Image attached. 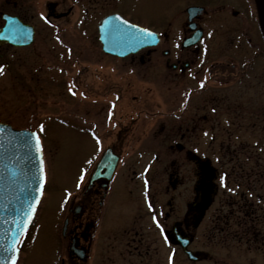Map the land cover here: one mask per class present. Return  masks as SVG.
I'll list each match as a JSON object with an SVG mask.
<instances>
[{
	"label": "rangeland",
	"instance_id": "374dc122",
	"mask_svg": "<svg viewBox=\"0 0 264 264\" xmlns=\"http://www.w3.org/2000/svg\"><path fill=\"white\" fill-rule=\"evenodd\" d=\"M17 2L27 9V20L36 29V39L27 49L3 48L0 51V68L3 69L0 74V123L40 135L47 175L36 217L21 245L23 257L19 264H70L68 239L62 238L61 229L71 194L76 192L78 182L80 186L84 184L85 176L104 151L116 142L122 125L119 118L126 122V117L131 116L126 107L145 104L152 106L153 110L134 115L139 122L127 137L130 145L123 148L118 181L126 189V197H122L118 188L116 197L119 195L120 199L115 197V210L110 217L114 220L120 217L121 221L114 225L112 233L101 230L95 253L99 256L107 252L110 242L114 243L113 237L124 229L122 225L134 218H138L135 224L136 228L142 229L141 233L156 237L158 249L169 250L160 242V230L152 225V211L159 212L163 204L162 211L169 210L166 205L169 197L165 196V187L169 183L167 175L177 172L176 167L181 162L182 185L172 192V200L182 217L186 203L193 200L196 178L193 161L175 153L168 155L163 138L165 134L171 138L178 134L186 117L193 116L196 109H190L186 117L182 115L187 107L182 91L184 82H171L173 77L164 66L163 56H155L151 64L132 63L129 58L118 64L116 59L107 57L102 51L98 25L106 16L118 14L135 25L164 36L170 24L174 28L185 21L177 13L181 5L174 0ZM2 4L4 1H0ZM50 5H56L55 14L58 16L69 14L53 19ZM245 23L244 18L219 15L205 19L206 37L200 53L205 69L213 62L229 59L235 62L251 57V46L241 33ZM2 25L0 20V27ZM248 26L252 44L259 47L263 38L255 8ZM162 41L165 43L160 49L167 45L165 39ZM7 63L10 67L6 66ZM257 64L249 76L222 87L205 75L203 98L192 97L193 101L189 103L194 108L201 103L204 106L205 121L200 131L193 130L191 135L195 140L201 131L203 133L204 144L200 142L199 154L209 159L220 173L225 170L223 184L221 181L215 184L217 190L211 196L209 209L206 208L204 223L194 233V250L208 255L209 259L192 262L186 253H176L177 249L173 247L171 253H158L155 264H264V244L241 241L242 231L236 228V219L231 221L233 227L227 234L217 230L212 234L214 219L218 214L227 215L232 203L237 205L246 198L248 203L258 205L257 196L263 195L264 198V117H261L264 65ZM105 73L114 83L120 81L118 86L123 98L118 104L116 95H106L109 89L100 86ZM73 85L74 95L69 92ZM188 142H184L188 148H196L193 141ZM232 153L236 161L229 162ZM174 160L176 164L169 166ZM207 174L210 172L206 170ZM149 181L153 200H148L150 202L145 206L141 193L149 186ZM226 186L230 187L229 193L224 192ZM247 189H250L248 194ZM208 198L209 195L206 202ZM158 221L161 222V218ZM233 233H236V239ZM166 256L171 259L167 260ZM89 264H98V261Z\"/></svg>",
	"mask_w": 264,
	"mask_h": 264
},
{
	"label": "flooded vegetation",
	"instance_id": "af4514ba",
	"mask_svg": "<svg viewBox=\"0 0 264 264\" xmlns=\"http://www.w3.org/2000/svg\"><path fill=\"white\" fill-rule=\"evenodd\" d=\"M0 1H4V4L0 5V12H7L12 16L20 18L22 22L28 23L27 9H24L23 6H19L17 0ZM174 1L176 4L181 5V8L177 13L179 16H183L185 21H181L174 28H172V25L170 24V27L166 29L164 36L157 32L161 38V42L157 46L140 50L138 53L127 58H129L128 60L132 63H137L138 61V63L143 65L145 63H153L155 61V56H163L165 58L164 66L170 72L171 77H173L171 82L175 80H182L184 82L182 91L187 107L182 115L190 114V109H196V112L191 117H186L185 115L187 119H184L185 123L179 128L178 134L174 135L172 138L165 134L167 137L164 136L163 142L165 139L166 147L168 148V155L175 153L178 156H181V158L184 156L188 161H193L196 178L193 186V200L190 203H186L185 213L181 217V213L177 210L176 205H174V201L172 200V192L178 190L182 185L183 178L181 179L180 177L182 165L180 162L176 167L177 172L172 171L167 175L169 183L166 184L165 187V196L167 198L169 197V201L166 203L169 210L167 212L162 211L165 207V204H163L159 207L161 208L159 212L157 211L156 213V209L152 211V214L155 217V221L152 222V225L155 229L157 228V230H160V242H162L164 247H167L169 250L162 251L161 249H158L156 237L153 238L152 235L146 236L144 233H141L142 229L136 228L135 224L138 218H134L132 219V222L128 221L122 225L124 229L121 228L118 235L114 237L112 236L114 243L112 245L109 241L110 244L108 245L109 249L107 252L100 253V257L98 256V253H95L97 252L101 230L104 229L105 231L112 233L114 232V225H117L121 221L120 217L115 218L117 220L110 219V217L111 212L115 210L113 202L116 197L117 189L120 188L122 197H126L124 195L126 194V189L120 186V180L118 181V177L119 169L124 158L123 148L125 145H130V140L127 139V137L133 133V128L139 122V118L134 117V115L148 113L153 110L152 106L149 104L143 106H127L126 109L131 111V116L126 117V122L122 117L119 118V123L122 125L120 126L118 138L116 142L112 143L109 147L119 158L117 168L111 180L107 182V184L103 179L91 184L90 180L96 167V163L87 176H85L84 184L79 186V188H76V192L72 193L69 199V207L62 225L61 235L62 238L68 239V258L70 264H89L95 260L98 261V264H155L158 253H171L173 247L177 249L176 253H186L180 243V240L182 239L191 240V243L188 246L189 251L200 253L193 248L195 241L194 233L199 231V228H201L204 223L206 211L210 206L212 193L215 189L217 190L215 184L221 181V177L225 176V170L220 173L212 166L209 159L205 158L204 155L199 154L198 146H200L199 144L201 143L204 144L203 133L201 131L200 136L196 137L195 140L191 135L193 130L200 131L199 128L205 121L203 111L204 106L203 103H201L197 104V107L194 108L189 105V103L191 104L193 101L192 97L203 98L205 92V75L209 76L213 81L216 80L218 85L220 84L222 87L227 83L242 80L249 76L251 71L256 69V66L258 65L257 62H260V65H264V41L260 45L261 47H258L252 44V39L249 37L250 29L248 22L249 20L251 22L252 15L254 14L253 0ZM191 8L200 9L192 20L189 19V9ZM51 15H55V10L51 9ZM217 15L223 16L224 18H244L246 26L242 28L243 30L241 29V33L250 44V50L253 51V54L251 57L249 56L250 58H247L246 56L240 61L234 62L232 59H229V61L213 62L205 69L204 63H201L200 60V53L203 51V43L206 37V28L204 25L205 19L207 17L213 18ZM198 36H200V39L197 42L194 44H187L188 41L196 39ZM162 39H165L167 44L164 49L159 48L165 43ZM3 48L17 50L27 49L29 47L15 48L6 45ZM2 49H0V51ZM106 56L109 57L108 55ZM110 57L116 59L118 64L119 61L124 60L118 57ZM6 66L10 67L8 63ZM259 76H262V74ZM109 77L110 76L105 73L101 78L102 81L100 86L109 89L106 92V95H116L118 104L119 99L121 100L123 98V94L120 93L118 86L120 81L114 83L113 79H109ZM74 79L77 82V79ZM201 84L204 86L201 87ZM192 85L196 86L193 87ZM139 101L140 100L137 102L140 103ZM261 114V117H264V108ZM150 119H152V117ZM125 123L131 125H126ZM172 140H174V142ZM186 140L189 142L193 141L196 144V148H192V146L188 148L184 143ZM232 154L233 155L228 160L229 162H231V160L236 161L234 153ZM174 163L176 164V160L171 161L169 166H173ZM206 170L210 172V175H206ZM147 183L149 185L150 181ZM226 187L227 189H225L224 192L229 193L230 187ZM151 191L152 185H149L141 193L145 201V206L148 200L151 202L153 200ZM207 195H209V198L206 202ZM119 197L120 196L117 195L116 199ZM160 218L161 222L158 221ZM139 219H142V217H139ZM157 224H159V227H157ZM24 237L25 236L22 237L18 246L19 256L17 264L21 262L23 257L21 245ZM115 244L117 245L115 246ZM116 248H119V251H117ZM125 249H127V252ZM166 257L167 260L170 259V257ZM208 259L209 258L206 260Z\"/></svg>",
	"mask_w": 264,
	"mask_h": 264
},
{
	"label": "water",
	"instance_id": "95a60500",
	"mask_svg": "<svg viewBox=\"0 0 264 264\" xmlns=\"http://www.w3.org/2000/svg\"><path fill=\"white\" fill-rule=\"evenodd\" d=\"M254 3L264 39V0H254ZM54 8L55 5H51V9L54 10ZM199 10L189 9V19L192 20ZM68 14L56 18L60 19ZM115 17H119L120 20L114 19ZM0 19L5 22L0 28V48L5 45L28 47L34 43L35 29L32 25L6 13H0ZM121 21H126L127 25H135L121 15L112 14L105 17L98 26L99 40L106 54L125 58L160 43V38L156 33L147 29L153 34L151 38H147L138 31L146 28L138 25H135V28H128L127 25L121 24ZM117 25H119V30H117ZM133 37H138V39ZM199 39L200 36L188 41L187 44H194ZM32 133L36 132L16 130L9 125L0 124V262L3 264H8L3 258L11 255L4 249L10 247L12 243H16L17 260L18 244L34 220L46 185V164L42 142L39 138L41 151L37 154L35 140L31 138ZM36 135L39 137L37 133ZM41 160L44 167L42 183L40 181ZM118 162L119 158L113 150H106L91 177V184L101 179L107 184ZM29 204L33 206L34 211L26 215ZM180 243L191 261L207 258L206 255H197L187 250L190 244L189 239H182Z\"/></svg>",
	"mask_w": 264,
	"mask_h": 264
},
{
	"label": "trees",
	"instance_id": "16d2710c",
	"mask_svg": "<svg viewBox=\"0 0 264 264\" xmlns=\"http://www.w3.org/2000/svg\"><path fill=\"white\" fill-rule=\"evenodd\" d=\"M251 188V187H250ZM250 189L246 190L248 194ZM257 204L255 205L252 202L248 203L246 198H242L241 202H238L237 205L232 203L229 206L231 209L227 215L218 214L214 219L212 234L217 232L226 233L232 229L231 221L236 222V228H239V232L242 231V236L239 238L242 240H246L250 243H257L259 245L264 244V198L263 195L257 196ZM240 204V205H239ZM234 210V211H233ZM263 220L261 221V219ZM257 221V222H256ZM261 221V222H260ZM236 239V233H233ZM238 239V240H239Z\"/></svg>",
	"mask_w": 264,
	"mask_h": 264
},
{
	"label": "snow or ice",
	"instance_id": "6c2138e0",
	"mask_svg": "<svg viewBox=\"0 0 264 264\" xmlns=\"http://www.w3.org/2000/svg\"><path fill=\"white\" fill-rule=\"evenodd\" d=\"M114 19L116 20H120L119 17H115ZM121 24H124V25H127V22L126 21H121ZM117 27V30H119V25L116 26ZM128 28H135V25H127ZM140 31L141 33H143V35L147 38H151L152 37V33L149 32L147 29H140L138 30ZM134 39H138V37H133ZM0 74H3V69L0 68ZM201 87H203L204 85L201 84L200 85ZM74 87V85L72 87H69V92L72 93L73 95L75 94L74 92H72V88ZM40 131L42 132L43 131V126H41V129ZM31 138L35 140V144H36V152L37 154L40 153L41 151V146H40V140H39V137L36 135V133H32L31 134ZM97 143H99V141H97ZM83 180V175H81L80 177V181ZM223 180L224 178L221 177V183L223 184ZM40 181L41 183L44 181V167H43V161L41 160L40 162ZM80 186V183L78 182L77 183V188H79ZM150 210H151V206H149ZM32 211H34V208L31 204H29V208H28V213H26V215H29ZM153 220L155 221V217H153ZM157 227H159V224H157ZM5 252H8L10 253L11 255L9 256H5L3 259L4 261H7L8 264H17L16 262V251H17V248H16V243H12L10 245V247L4 249ZM171 259V258H170ZM0 264H3V262H0Z\"/></svg>",
	"mask_w": 264,
	"mask_h": 264
}]
</instances>
